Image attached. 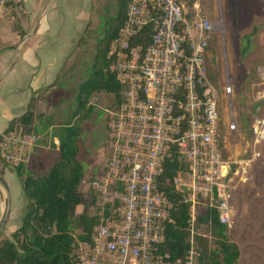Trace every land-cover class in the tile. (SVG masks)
Listing matches in <instances>:
<instances>
[{"label": "built area", "instance_id": "1", "mask_svg": "<svg viewBox=\"0 0 264 264\" xmlns=\"http://www.w3.org/2000/svg\"><path fill=\"white\" fill-rule=\"evenodd\" d=\"M145 32L148 40L136 39ZM212 36V24L191 15L185 0L129 5L108 54L122 100L105 109L110 154L89 191L97 198L100 224L92 243L79 245L78 264H197L193 235L199 211L215 209L220 224L232 227L230 167L208 75ZM252 136L254 146L264 143V116L253 123ZM38 141L8 134L1 156L11 166L23 165L25 152ZM173 155L181 161L173 185L191 216L192 247L184 262L160 253L173 206L159 180Z\"/></svg>", "mask_w": 264, "mask_h": 264}, {"label": "rangeland", "instance_id": "2", "mask_svg": "<svg viewBox=\"0 0 264 264\" xmlns=\"http://www.w3.org/2000/svg\"><path fill=\"white\" fill-rule=\"evenodd\" d=\"M9 1L0 0V27L4 28L0 37L6 40L13 38L16 35L15 27L26 28L27 36H30L33 21L26 25L29 20L27 15L25 17L19 12L17 4ZM185 2L191 15L206 18L212 24L208 69L211 72L210 84L218 99L220 143L229 167L240 171L230 184L233 228H228V235L231 242L239 246V264H264V254L254 247L259 245L256 243L258 237H262L264 242V205L260 203L264 201V179L263 182L260 179L262 169L255 167L253 179L244 186L241 184L242 177H246L247 173L241 171L239 164L246 156L253 157L262 147L253 144L252 125L264 116V0ZM117 11V0H94L89 27L80 45L67 57L59 78L51 87L42 88L33 95L35 101L30 109L36 116L33 130L39 141L25 152L24 165H38L40 173H44L57 162L59 153L56 131L70 120L77 109L78 87L92 72L98 41L103 38L106 27L112 25L110 19L117 15ZM24 85L26 87V81ZM90 103L94 108L92 114L81 122L78 155L85 166V178L80 185L85 195L90 191L91 181L99 177L104 157L110 154L105 109L112 103V99L100 95L93 97ZM40 114H43L44 120L52 118L49 131L41 124L38 117ZM0 176L7 182L10 192V213L0 234L1 243L11 239L12 234L20 228L25 200L20 181L15 175L5 171L4 174L0 172ZM244 187L251 188V193H248L249 198L245 202L238 204V191ZM82 210L79 207L77 211L80 213ZM6 212L7 193L0 183V225ZM199 212L203 214L205 209ZM200 234L207 235L212 242L209 230L203 227Z\"/></svg>", "mask_w": 264, "mask_h": 264}, {"label": "trees", "instance_id": "3", "mask_svg": "<svg viewBox=\"0 0 264 264\" xmlns=\"http://www.w3.org/2000/svg\"><path fill=\"white\" fill-rule=\"evenodd\" d=\"M131 3L132 0H117V15L110 19L112 25L106 27L103 38L98 41L92 72L78 87L77 109L70 120L56 131L59 158L54 166L44 173L32 165L14 167L4 160L0 151V172L4 174L8 171L19 179L25 200L20 228L12 234L11 239L0 243V264H78L79 245L92 243L100 217L96 210L97 198L90 192L85 195L80 190L85 178L84 162L78 157L81 122L93 112L94 106L90 103L93 97L106 95L114 101V105L122 100V85L111 71L112 59L108 54L112 42L124 25ZM16 6L26 17L21 3ZM15 32L20 40L27 35L21 27H15ZM148 36V32H145L136 39L148 40ZM242 54H245V49ZM208 75H211L209 69ZM34 101L33 97L30 105ZM38 117L49 131L52 118L44 120L43 114ZM35 118L34 111L29 107L25 114L12 119L8 128L0 134V145L4 137L11 133L38 137L33 130ZM180 163L178 157L173 155L167 161L159 180V190L173 206L172 223L167 226L160 253L168 255L172 262H184L192 247L190 208L173 185ZM79 207L83 208L80 213L77 211ZM202 227L211 232L212 242L200 235L198 231ZM193 242L199 254L197 264H239V247L231 242L228 227L220 224L215 209L199 213Z\"/></svg>", "mask_w": 264, "mask_h": 264}, {"label": "crops", "instance_id": "4", "mask_svg": "<svg viewBox=\"0 0 264 264\" xmlns=\"http://www.w3.org/2000/svg\"><path fill=\"white\" fill-rule=\"evenodd\" d=\"M9 2L21 3L23 13L29 19L25 24L28 25L33 21V28L31 35H26L22 40L16 36L17 33L8 40L0 37V50H3L0 52V134L8 128L12 119L27 112L35 91L53 85L57 81L67 57L80 45L89 27L94 6V0H10ZM24 29L26 31V28ZM3 30L4 28L0 27V36ZM15 59V65L10 70ZM33 104L34 102L31 107ZM261 146L257 154L251 158L246 156L239 163L241 171L247 173L246 177L245 175L242 177L241 184L244 186L253 179L252 172L255 167L262 169L260 179L263 182L264 143ZM33 166L38 167V165ZM238 174L240 171L230 168V184ZM250 189L244 187L238 191V204L249 198ZM260 203L264 205V201ZM232 228L233 226L230 230ZM256 243H259L254 246L256 250L264 254L263 238L258 237Z\"/></svg>", "mask_w": 264, "mask_h": 264}, {"label": "water", "instance_id": "5", "mask_svg": "<svg viewBox=\"0 0 264 264\" xmlns=\"http://www.w3.org/2000/svg\"><path fill=\"white\" fill-rule=\"evenodd\" d=\"M15 62H16V59L14 60L10 70L13 68V66L15 65ZM0 183L2 184V186L4 187L6 193H7V212L5 214V217L0 225V234L2 232V230L4 229V227L6 226V223H7V220H8V217H9V213H10V192H9V187H8V184L7 182L5 181V179L0 176Z\"/></svg>", "mask_w": 264, "mask_h": 264}]
</instances>
